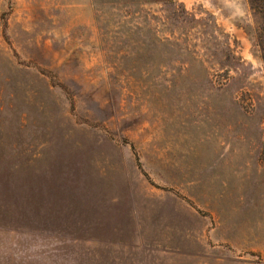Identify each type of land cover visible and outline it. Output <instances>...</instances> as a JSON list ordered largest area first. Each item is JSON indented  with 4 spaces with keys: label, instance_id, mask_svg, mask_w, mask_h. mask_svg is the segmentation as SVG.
<instances>
[{
    "label": "rangeland",
    "instance_id": "rangeland-1",
    "mask_svg": "<svg viewBox=\"0 0 264 264\" xmlns=\"http://www.w3.org/2000/svg\"><path fill=\"white\" fill-rule=\"evenodd\" d=\"M0 264H264L262 6L0 0Z\"/></svg>",
    "mask_w": 264,
    "mask_h": 264
},
{
    "label": "trees",
    "instance_id": "trees-1",
    "mask_svg": "<svg viewBox=\"0 0 264 264\" xmlns=\"http://www.w3.org/2000/svg\"><path fill=\"white\" fill-rule=\"evenodd\" d=\"M252 8L256 11H260V5L264 9V0H250ZM263 4V5H262ZM259 9V10H258Z\"/></svg>",
    "mask_w": 264,
    "mask_h": 264
}]
</instances>
